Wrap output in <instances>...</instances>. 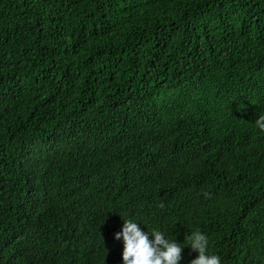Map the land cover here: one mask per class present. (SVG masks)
<instances>
[{"label":"trees","instance_id":"trees-1","mask_svg":"<svg viewBox=\"0 0 264 264\" xmlns=\"http://www.w3.org/2000/svg\"><path fill=\"white\" fill-rule=\"evenodd\" d=\"M260 116L264 0H0V264H264Z\"/></svg>","mask_w":264,"mask_h":264},{"label":"clouds","instance_id":"clouds-1","mask_svg":"<svg viewBox=\"0 0 264 264\" xmlns=\"http://www.w3.org/2000/svg\"><path fill=\"white\" fill-rule=\"evenodd\" d=\"M256 124L264 130V116H260ZM34 196L29 199V206L20 217L22 224L19 232H32L34 226L31 220L42 215L39 210H35L37 201H33ZM121 236L124 242L122 253L124 264H180L182 248L177 242H169L165 239L160 231H153L149 235L141 230L138 223L128 220L125 221L122 232L116 234V239H120ZM186 239L191 241V249L199 253L191 264H221L218 256L206 254L209 241L205 234L196 231ZM0 244L11 251L6 243ZM10 251L3 254H8ZM13 253L16 254V252Z\"/></svg>","mask_w":264,"mask_h":264}]
</instances>
